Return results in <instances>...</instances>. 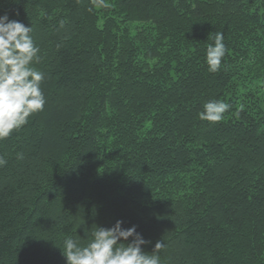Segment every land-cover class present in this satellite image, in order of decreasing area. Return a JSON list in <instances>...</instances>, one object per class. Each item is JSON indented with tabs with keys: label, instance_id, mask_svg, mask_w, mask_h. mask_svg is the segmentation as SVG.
<instances>
[{
	"label": "trees",
	"instance_id": "obj_1",
	"mask_svg": "<svg viewBox=\"0 0 264 264\" xmlns=\"http://www.w3.org/2000/svg\"><path fill=\"white\" fill-rule=\"evenodd\" d=\"M5 14L32 27L46 104L0 140V264H67V237L117 221L149 254L164 242L161 264H264V0H0ZM213 100L230 105L218 122L200 118Z\"/></svg>",
	"mask_w": 264,
	"mask_h": 264
},
{
	"label": "clouds",
	"instance_id": "obj_2",
	"mask_svg": "<svg viewBox=\"0 0 264 264\" xmlns=\"http://www.w3.org/2000/svg\"><path fill=\"white\" fill-rule=\"evenodd\" d=\"M98 3L103 4V0ZM31 33L32 27L10 20L6 14L0 16V140L25 126L29 117L43 111L46 104L41 88L44 73L33 66L40 49ZM226 51L224 34L217 31L214 43L206 51L210 72L220 69ZM229 107L220 100L209 101L200 118L218 122ZM4 164L6 160L0 157V166ZM122 224L117 221L111 228L95 226L86 244L67 237L61 249L67 264H161L158 253L165 247L164 242L157 241L149 254L142 246L150 242L135 226L125 229Z\"/></svg>",
	"mask_w": 264,
	"mask_h": 264
}]
</instances>
